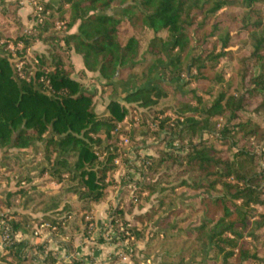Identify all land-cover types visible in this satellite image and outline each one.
<instances>
[{"label": "trees", "instance_id": "trees-1", "mask_svg": "<svg viewBox=\"0 0 264 264\" xmlns=\"http://www.w3.org/2000/svg\"><path fill=\"white\" fill-rule=\"evenodd\" d=\"M36 6L40 10L29 17L37 23L26 27L17 14L20 0H0V182H14L0 194V205L9 209L17 197L18 208L0 215L8 228L6 240L0 230V264H93L74 254V242L94 224L85 218L89 211L118 187V203L109 205L98 227L110 229V242L122 247L129 264L150 256L159 258L156 264H264V0H36ZM144 29L153 37L140 55L138 39L120 38ZM38 41L45 52L26 55ZM8 43L21 47L13 53ZM71 51L86 72L97 74L105 94L124 83L131 88L97 112L95 93L71 78ZM145 55L152 60L141 68ZM222 61L230 68L227 77ZM172 81L181 85L172 88ZM169 91L184 96L176 118L160 117L165 109H156ZM135 108L153 111L143 134L150 130L157 142L148 145L154 155L126 159L122 149L138 151L133 145L144 141L123 124ZM123 137L125 147L118 145ZM37 149L38 174L48 173L56 190L36 193L27 169L19 178L7 176V162L21 169L20 155ZM119 156L131 171L117 180ZM128 185L135 189L125 210ZM47 194L53 196L40 201L46 205L35 220L53 227L52 239L65 238L58 240L65 263L48 249V238L26 239L33 219L26 208ZM143 201H149L146 209ZM134 202L142 210L131 222L125 214ZM164 235L189 244L164 253L166 260L149 255ZM108 264L122 263L111 256Z\"/></svg>", "mask_w": 264, "mask_h": 264}, {"label": "rangeland", "instance_id": "rangeland-1", "mask_svg": "<svg viewBox=\"0 0 264 264\" xmlns=\"http://www.w3.org/2000/svg\"><path fill=\"white\" fill-rule=\"evenodd\" d=\"M29 4L31 7V12L30 13H35L36 12V8H38L36 6V0H29ZM37 22L34 21V19L32 18L29 22L28 25H26V27H31L32 25L36 24ZM61 24L62 22L57 20L55 21V28L56 30H60L61 28ZM130 36H134L136 39H138L139 42V53L140 55H142L144 53V50L146 49L150 39L153 37V33L150 30L144 29L143 31L140 30H136V31H128L126 32L124 35H121V41L124 42L128 37ZM157 36L159 37H164L165 33L164 32H160L159 34H157ZM8 46H11L12 49H10ZM8 46L6 47L7 50H10L14 53L15 49H19L21 47L20 43H17L15 46L11 43H8ZM32 54L30 52V48L26 50V55H30ZM152 60V58L148 55L144 56V62L141 65V68H144L146 65L149 64V62ZM16 66L18 67V70L21 71V66L22 63L17 60L16 62ZM219 67L222 68L227 75L229 74L230 68L227 66V64L225 63V61L220 62ZM74 73V72H73ZM121 78H125V74H120ZM79 77V76H78ZM80 78V83H82V85L91 92H94V100L96 101V111L100 112L104 109L107 100L109 99V97H120L124 94V90L131 88L132 85L126 84L124 83V85H121V87H117V93H115L114 95H107L105 94V91H107V87L102 86L103 82L98 78V77H79ZM160 79L159 74L157 73L155 75V82H157ZM130 82V81H129ZM171 87L172 88H177L181 85L180 81H172L171 82ZM194 84H191L190 87H192ZM169 95L167 98L162 99L159 101L158 105L156 106L157 110H162L165 109L163 113H160V117H170V118H176V103L177 101H181L184 99V96H179L176 95L175 93L169 91ZM145 110V109H144ZM154 116L153 111H147L145 110V112H143L141 110V108L139 109H133L130 114H128L125 119L123 124L126 125V129L128 130H133V128H136L137 132H136V136L134 139L138 140H142L144 139V141L138 142L136 143V145L134 144L133 146H136L138 148L137 150H133L132 148L129 150L127 148H124L122 150H124V153L122 155V157L126 158L130 157L131 159H134L131 157V155H133V157L137 154L140 155V157L142 155H147V156H151L154 155V151L153 148H149L148 145L154 143L156 144L157 140L155 139V136H152L151 131L148 130L147 131V136L144 135V131H146V127H152V123H151V119ZM143 122V123H142ZM125 140H128L127 138H121L120 142H118V145H122L123 147H125L128 144H125ZM41 151L40 150H34V153L32 155H20L21 156V160L24 162V167L20 169L19 163H13V161L7 162L6 163V170L8 171L7 176L8 177H13L14 173L17 175V177L19 178L20 176H22L23 174V170L27 169V171H25V173H33L34 178H32V182L31 185L34 187L33 190H35V192L37 193H44L47 191H53L56 190L58 188V185L54 182L53 178L48 174V173H43L42 175L39 176V169L36 166H39V162L41 159ZM120 156L118 158H116L115 163L118 165V168L115 170L114 176L115 178L118 180V177L121 175H125L127 172L131 171L130 169L126 170V168L124 167V165L121 164L120 161ZM128 158V159H130ZM31 162V164H29ZM13 163V164H12ZM2 170L0 169V176H1ZM123 173V174H122ZM132 174V173H131ZM6 176V174H5ZM6 176V177H7ZM135 176L137 177L138 175L135 174ZM7 180L2 179V181L0 183H3L4 186H2L4 189L5 193L8 188H13V184L14 182H11L10 187L8 186V184L6 183ZM7 184V185H6ZM6 185V186H5ZM13 186V187H12ZM7 187V188H6ZM122 188V187H121ZM129 190L127 191V193L125 195H123V207L125 210H127L130 206V200L133 199V195H132V190L135 189V187L133 185H128ZM120 191V188L118 187V189H114L112 190V192H110V194L107 196L106 200L110 201L108 202L103 209V217L105 216V219L107 220V211L105 213V207L109 206L110 204L112 205H117L118 203V192ZM2 193V194H3ZM48 196L51 197L53 196V194H47V195H43V197L37 199L36 201L32 202L31 204H29L26 208V211L28 213H30L32 215V218L30 220V223L32 225L31 227V232L28 234L29 237L33 236L34 238H48V244L47 247L49 246V250L53 251L59 260H61L63 263L67 262L68 256L66 253V250L64 249V247L58 243V240H64L65 238H59L57 240H54L50 237L51 234V229H53V227L51 229H49V223L47 222H41L38 223V221L35 220V218L40 219L43 215L42 209L46 204H41L40 201L42 199H44V197ZM11 207L8 209L6 208L3 204L0 205V215H2L4 212H8V211H13L18 209L17 208V197L12 198L11 200ZM104 203V202H103ZM135 203V202H134ZM100 205V204H99ZM142 208L146 209L149 206V201H143L141 204ZM98 208V205H96L93 210L89 211V213L87 214V216L85 217L87 220H93L94 224H89V228L90 231L87 234V237L84 236L77 238L76 240L79 242V246L82 244V248L85 249V252L87 255H90L93 251V249H96L97 247L100 246V242H98L97 239L99 238H103V235L101 234V230L99 229L98 225H96L95 219H94V213L96 211V209ZM142 210V209H141ZM140 207H137L136 203L134 204V206L132 207V212L129 213L127 212L125 214V218L128 221L134 222L132 220V215L133 214H137L138 212L141 211ZM1 221V219H0ZM106 222V221H105ZM105 222L103 224H105ZM92 227V229H91ZM165 236V235H164ZM166 237V238H165ZM163 238H160L158 241L154 242L153 246H151V248L148 249V254L149 255H155L158 254L159 257H161L163 260H166L165 257H163L164 253H170L172 255L180 252V251H184V249L188 246L189 244V240H185L182 236H177V237H167L165 236ZM17 238L21 239V236L19 234H17ZM106 240V239H105ZM102 243H107L110 246L109 253H107L104 257L103 260L100 261H95L93 262V264H108V262L110 261V257L111 256H117L119 258V262L122 264H129L130 260L128 258V256L123 254V249L122 247L120 248L119 246H116L115 244L111 243L110 241H104ZM62 246L64 251L62 254V257L60 255H58L56 252V247ZM2 247V245H1ZM74 247L75 244H74ZM141 246L138 245L137 246V251L141 250ZM117 250L120 251L121 255L123 256H118V254H115L117 252ZM143 251V250H142ZM75 254V251H74ZM76 255V254H75ZM78 255V254H77ZM136 255H138L141 258L142 254L137 253ZM204 255V254H203ZM67 256V257H66ZM66 257V258H65ZM170 259V258H169ZM88 260V259H86ZM89 261V260H88ZM168 261V260H167ZM149 263L148 261L144 264ZM152 264V263H150Z\"/></svg>", "mask_w": 264, "mask_h": 264}, {"label": "crops", "instance_id": "crops-1", "mask_svg": "<svg viewBox=\"0 0 264 264\" xmlns=\"http://www.w3.org/2000/svg\"><path fill=\"white\" fill-rule=\"evenodd\" d=\"M14 0H7V2H13ZM45 2H50V3H53V4H56V2L58 0H43ZM31 12V7H30V4H29V0H20V8L18 9L17 11V14L20 18V21L22 23L23 26H26L29 24L30 22V17H29V14ZM76 32V26H74L70 31L69 33H74ZM46 50V46L38 41L36 43H34L31 48H30V52L31 53H39V54H42L44 53ZM70 60H71V63L73 65V68H74V73L71 75V78L73 80H76V81H80V78L78 77V72L79 71H82L84 70V67H83V62H82V59L80 56H78L77 54H75L73 51L70 52ZM85 71V70H84ZM85 77H97V74L96 73H91V72H86L85 71ZM4 192V190H0V194H2ZM110 201H105L104 203H101L100 205H98V208L96 209L95 213H94V219H95V222H96V225L100 226L101 224H103L106 219H105V216L103 217V209H104V206ZM106 203V204H105ZM105 204V205H104ZM109 206L105 207V213L107 211V208ZM20 235V234H19ZM21 238H22V235H20ZM26 239L29 241V243L31 244H35L36 242H38V238H34L33 236H30L27 235L26 236ZM75 244V254L76 256H79V257H83L86 259H90L92 262H95V261H100V260H103L105 255L107 253H109V250L110 249V246L107 244V243H101L99 247H97L96 249H93L92 253L90 255H87L86 252H85V249L82 248V244L79 246V242L77 240H75L74 242ZM84 247V246H83ZM48 249H49V246H48ZM63 247L62 246H59V247H56V252H58L57 254L60 255L62 257V254H63ZM2 253V247H1V243H0V254ZM78 254V255H77ZM67 257V256H66ZM65 257V258H66ZM150 261L148 260L149 263H152V264H156L159 262V258L158 257H155V256H150Z\"/></svg>", "mask_w": 264, "mask_h": 264}, {"label": "built area", "instance_id": "built-area-1", "mask_svg": "<svg viewBox=\"0 0 264 264\" xmlns=\"http://www.w3.org/2000/svg\"><path fill=\"white\" fill-rule=\"evenodd\" d=\"M40 10V8L38 7V8H36V12L35 13H37V11H39ZM10 49H12V47L11 46H8ZM127 143V140H125V144ZM131 157L132 158H134L135 159V156L133 157V155H131ZM3 230L4 232H2V240H6L7 238H8V235H7V230H8V228H7V226H6V224H5V222L3 221V220H1L0 221V230ZM101 232V234L103 235V239L105 240H107V241H110L111 240V236L113 235V233L110 231V229L108 228V229H105V230H103V231H100ZM15 238L17 239V240H19L18 238H17V235L15 236ZM105 240V241H106ZM121 248V247H120ZM115 254H118V256H123V258H124V255H121V253H120V251L119 250H117V252L115 253Z\"/></svg>", "mask_w": 264, "mask_h": 264}]
</instances>
